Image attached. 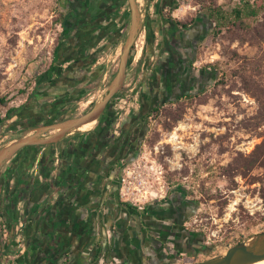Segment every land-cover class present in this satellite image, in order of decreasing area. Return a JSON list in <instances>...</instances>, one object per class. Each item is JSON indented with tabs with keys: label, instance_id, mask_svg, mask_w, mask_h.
<instances>
[{
	"label": "rangeland",
	"instance_id": "obj_1",
	"mask_svg": "<svg viewBox=\"0 0 264 264\" xmlns=\"http://www.w3.org/2000/svg\"><path fill=\"white\" fill-rule=\"evenodd\" d=\"M176 1L177 9L184 6L188 12L201 13L210 0ZM212 1L231 11L241 0ZM136 2L143 20L148 1ZM73 6L74 0H0V94L14 98L10 108L35 101V92L46 88L43 77L53 66L54 70H68L66 82L78 83L67 94L55 97L61 118L86 112L107 93L119 67L129 26L118 42H112L116 45L112 54L103 47L93 50L97 41L74 55L80 62L72 61L75 49L63 48L62 23ZM125 7L130 19L129 3ZM212 28L194 46L192 70L206 68L202 76L208 79L206 85L194 91L192 97L168 102L153 117L136 158L149 164L155 160L164 171L154 188L159 191L157 201L167 196V202H191L178 225L180 229L167 220L170 235L178 234L177 240L185 250L180 255L175 252L176 256L167 258V262L209 259L240 239L264 231V96L258 99L235 76L237 70L249 75L253 63L259 61L263 73L255 78L264 85V47L231 40L226 31L214 35ZM136 41L139 45H133L134 55L116 98L126 107L137 103L136 91L142 87L146 70L143 52L148 47L143 33ZM69 42H74L73 37ZM57 50L62 56L60 65L55 64ZM138 50H142L140 57ZM93 52L94 57H86ZM98 59L108 64L102 71L94 65ZM86 61L90 64L81 68ZM153 263L148 260L144 264ZM104 264L112 263L107 260Z\"/></svg>",
	"mask_w": 264,
	"mask_h": 264
},
{
	"label": "crops",
	"instance_id": "obj_2",
	"mask_svg": "<svg viewBox=\"0 0 264 264\" xmlns=\"http://www.w3.org/2000/svg\"><path fill=\"white\" fill-rule=\"evenodd\" d=\"M158 1L153 0L148 9L147 28L141 32L146 40L149 37L143 60L146 70L141 78L146 91H158L160 84L167 85L168 47L181 50L194 45L214 25L204 14L188 12L185 7L182 12L173 11L172 16L190 22L187 26L177 25L167 16L171 9L168 3L165 8H154ZM83 5L74 1L70 10L74 11V23L82 18ZM128 20L124 5L99 23L96 32L95 27H90L97 36L94 44L99 42L92 49L103 47L112 54L116 47L112 42L124 35ZM74 49L72 61L77 58ZM61 57L59 52V65ZM98 63L100 59L94 65H99L101 71L108 65ZM67 71L54 70L50 79L45 75L43 85L47 86L35 92V101L19 106L12 117L0 124V149L68 118L60 117V103L55 100L77 87V82H66ZM0 113L1 117L6 114L1 109ZM57 131H43L38 137ZM102 139L105 137L88 135L78 128L56 143L26 146L5 161L0 168V250H5L4 264H63L67 257L69 264H104L106 260L114 264L141 256L139 241L149 236L156 218L136 213L121 200L114 170L101 164L106 151L94 150ZM106 143L112 141L108 138ZM40 145L45 146L35 147Z\"/></svg>",
	"mask_w": 264,
	"mask_h": 264
},
{
	"label": "flooded vegetation",
	"instance_id": "obj_3",
	"mask_svg": "<svg viewBox=\"0 0 264 264\" xmlns=\"http://www.w3.org/2000/svg\"><path fill=\"white\" fill-rule=\"evenodd\" d=\"M74 1L78 5H81V2L84 4L80 8L82 18L79 23H74V11H70L66 16L65 26L63 27V33L66 34L63 47L71 46L72 48V46H75L77 54L82 49L86 50L89 44L91 45L95 42L97 37L94 35V32L97 31L96 27H99V23L117 12V5L115 0ZM147 1L148 8H146V11L148 12V9L153 6V0ZM167 3L171 7L174 1L160 0L157 4H154V8H165ZM96 10H98L96 16L92 17V13ZM142 23L143 30V28H147V15L142 20ZM90 27H95V31L92 32ZM72 37L74 42H68ZM147 38L149 39L148 36ZM148 39L146 40V45L148 44ZM194 46L195 44H190L185 46V48L182 47L181 50L174 46L167 48V85L160 84L158 91H151L150 89L146 91L142 86L140 90L136 91V94H138L137 103L132 104L130 107L122 106L116 100L110 101L103 114L94 120L95 123L89 129L83 131L79 128V131L88 135L99 134L102 138L105 137L94 150L106 151H104L106 155L103 156L101 164L105 168L114 170L118 179V191L123 171L140 155L153 117L162 111L171 100L199 91L206 85L208 79L204 80L202 77L205 68L199 69L197 72L192 70L196 57ZM192 47L194 54L192 53ZM145 53L143 52V56ZM72 54H74V51H72ZM89 55L86 57H94L95 53L93 52ZM75 61L80 62V59L76 58ZM88 61L84 62L82 67L87 65ZM108 138L110 142L112 141V144L106 143ZM167 200V196H164L163 199L155 200L144 206L131 205L125 202L136 213L148 214L150 217L154 216L156 221L152 222L153 228L149 236L139 241V247L143 250L141 256L138 255L133 261L125 260L122 263L144 264L145 261L149 260L154 262L153 264H161L167 262V258L175 257L176 253L178 255L183 254L185 250L179 240H177L179 235L176 234V237L170 235L171 229L167 220H172L176 228H178V225L186 217L187 211L185 209L191 205V202H183L181 204L182 202L179 199L173 202H167ZM191 243L193 245V242ZM56 253L58 256L61 255V253ZM69 263V257L65 258L63 264Z\"/></svg>",
	"mask_w": 264,
	"mask_h": 264
},
{
	"label": "water",
	"instance_id": "obj_4",
	"mask_svg": "<svg viewBox=\"0 0 264 264\" xmlns=\"http://www.w3.org/2000/svg\"><path fill=\"white\" fill-rule=\"evenodd\" d=\"M128 1L131 12L129 31L125 40L118 70L111 80L105 96L101 100L95 102L86 112L78 116L68 117L52 125L38 129L35 134L22 137L12 144L1 148L0 168L6 160L11 158L22 148L34 144L56 143L68 133L80 128L85 123L98 119L103 114L109 102L116 96L125 81L132 46L135 44L142 30L143 23L138 4L136 0ZM53 129H57L58 131L44 138L38 137L43 131ZM261 260H264V231L247 237L246 239L230 246L224 253L218 254L209 259L193 262L171 261L161 264H253Z\"/></svg>",
	"mask_w": 264,
	"mask_h": 264
},
{
	"label": "trees",
	"instance_id": "obj_5",
	"mask_svg": "<svg viewBox=\"0 0 264 264\" xmlns=\"http://www.w3.org/2000/svg\"><path fill=\"white\" fill-rule=\"evenodd\" d=\"M112 1V0H107ZM174 3L171 6V11L167 13V16L170 20H173L176 24L181 26H187L189 22H183L174 18L172 16V12L175 11L179 3L176 0H173ZM117 5L116 10L118 11L122 6L128 3L127 0H115ZM201 13L207 16L210 20L213 21V28L211 31L214 35H220L223 31H226L229 38L231 40H238L240 42H247L251 45L257 46L259 48L264 47V0H241L236 3V5L232 8L231 11L225 10L222 6L218 5L216 2L210 0L206 4H204L201 8ZM65 22V21H64ZM64 22L63 27L65 26ZM130 23V19L127 22V26ZM65 33H63V38L65 37ZM135 48L132 47L130 61L128 67L131 62V57L134 55ZM59 61V50L56 51L55 64ZM206 69V68H205ZM46 73V78L50 79L53 75L54 66L48 70ZM262 64L259 61L253 63L250 74H245L242 71L237 70L235 74L236 77H239L242 82L246 85L248 90L253 91V94L257 96L258 99L264 96V85L261 84L255 77L261 75ZM225 78V77H224ZM223 78V79H224ZM123 85L121 86L119 92L116 96L111 100L115 101L118 97V94L122 91ZM25 92V90H21L20 93ZM194 94H189L184 97H192ZM183 98V97H181ZM181 98H176L171 100L170 102H174L180 100ZM264 98V97H263ZM14 98L10 94H0V109L7 108V112L5 116L1 117L0 113V124L5 123L12 115H14V111L18 110V108H10V103ZM71 116V115H70ZM67 116V117H70ZM45 145L35 146L42 147ZM126 204V203H125ZM257 223V222H255ZM240 239L239 241H241ZM5 250H0V264H4V254ZM190 262V261H185Z\"/></svg>",
	"mask_w": 264,
	"mask_h": 264
},
{
	"label": "built area",
	"instance_id": "obj_6",
	"mask_svg": "<svg viewBox=\"0 0 264 264\" xmlns=\"http://www.w3.org/2000/svg\"><path fill=\"white\" fill-rule=\"evenodd\" d=\"M183 9L184 6L179 8L180 11ZM135 45H139L138 41L135 42ZM141 54L142 50H138V57ZM163 172L162 167L159 169L155 160H152L149 164V161L135 159L122 173L119 187L121 200L136 206H142L141 203H145L150 199L156 200L159 191L154 188L162 178ZM7 236V231L4 230L3 237L6 238Z\"/></svg>",
	"mask_w": 264,
	"mask_h": 264
},
{
	"label": "bare ground",
	"instance_id": "obj_7",
	"mask_svg": "<svg viewBox=\"0 0 264 264\" xmlns=\"http://www.w3.org/2000/svg\"><path fill=\"white\" fill-rule=\"evenodd\" d=\"M95 123V121L93 122H88V123H85L83 124L81 127H80V130H87L89 129L93 124ZM93 128V127H92ZM253 264H264V260H261V261H258V262H255Z\"/></svg>",
	"mask_w": 264,
	"mask_h": 264
}]
</instances>
